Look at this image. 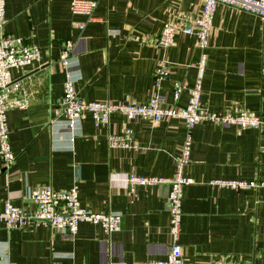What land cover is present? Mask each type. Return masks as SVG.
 Wrapping results in <instances>:
<instances>
[{"label": "crops", "instance_id": "1", "mask_svg": "<svg viewBox=\"0 0 264 264\" xmlns=\"http://www.w3.org/2000/svg\"><path fill=\"white\" fill-rule=\"evenodd\" d=\"M71 0H5L4 31L36 45L40 59L13 68L29 94L25 110L8 113L9 142L15 161L0 160V212L6 202L28 212L30 189H78L83 208L119 212L121 230L80 223L72 239L44 223L8 230L0 223V264H144L165 259L170 245L166 184H124L128 174L171 178L173 156L187 130L178 119L152 123L121 114L96 127L83 113L69 129L54 111L60 107L69 75L84 102L146 103L156 92L167 105L185 107L187 93L173 98L172 81L192 86L200 49L196 37L177 33L167 48L153 45L163 24L189 23L202 0H96L90 16L73 13ZM73 40L68 70L59 62L63 43ZM202 79L201 103L212 113L245 109L258 114L262 128L239 129L213 123L190 132L191 151L184 175L178 244L188 262L215 258L264 262V189L234 191L214 180L264 179V21L218 4L213 12ZM164 60L170 76L158 89L153 72ZM132 132L138 153L113 150L109 135Z\"/></svg>", "mask_w": 264, "mask_h": 264}, {"label": "built area", "instance_id": "2", "mask_svg": "<svg viewBox=\"0 0 264 264\" xmlns=\"http://www.w3.org/2000/svg\"><path fill=\"white\" fill-rule=\"evenodd\" d=\"M218 4L249 12L264 21V0H202L200 10L191 18L189 23L165 22L158 37L152 42L157 47L167 48L173 44L177 33L192 34L196 37V46L201 52L195 64L197 75L194 84L188 86L178 80L172 81L175 101L182 93H187L188 101L185 107L167 105L165 97L157 90L146 103L84 102L78 96L74 80L68 73L64 82L60 107L54 111L56 117H63L67 121L69 129L74 128L75 123L85 112L91 115L96 127L108 125L110 116L113 114H121L127 120L141 119L152 123L178 119L184 124L187 136L181 149L173 156L176 172L171 178L144 177L132 173L126 175L122 180L131 191L137 187H156L163 184L169 187L166 204L169 213L170 245L165 254V259L144 264H256L252 261L236 262L221 257L207 263L188 262L182 258L181 247L178 244L183 188L193 183L192 179L184 175V169L190 158V132L192 128L203 123L235 126L239 129L260 130L262 128L260 116L252 111L239 109L236 112L212 113L206 110L201 103V85L207 65L206 49L210 45L209 31L213 12ZM95 6L96 0H71L70 2L73 13L87 16L91 15ZM6 21L5 0H0V160L3 167L9 168L15 161V154L9 142L8 113L15 109L25 110L30 103L29 94L22 81L12 78L11 70L39 61L40 50L36 45L28 43L23 38L6 33L4 31ZM72 48L73 40L68 39L60 49L59 62L66 70H68ZM169 76L170 70L166 62L164 60L158 61L153 72L156 88L158 89L161 80ZM108 146L113 150L121 149L130 153H138L142 150L134 141L129 129H125L121 135H109ZM209 184L234 191L264 189V179L260 178L254 181L214 180ZM27 200L33 207V210L29 212L14 207L9 202L5 203L0 212V223L6 229H21L29 224L44 223L72 239L77 234L80 223L99 225L108 234L121 230V213H94L83 208L75 185L63 191H56L49 186L34 187L30 189ZM260 264H264V262Z\"/></svg>", "mask_w": 264, "mask_h": 264}]
</instances>
